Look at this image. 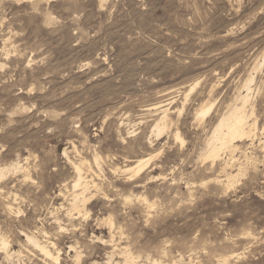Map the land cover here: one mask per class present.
I'll use <instances>...</instances> for the list:
<instances>
[{
  "label": "rangeland",
  "instance_id": "1",
  "mask_svg": "<svg viewBox=\"0 0 264 264\" xmlns=\"http://www.w3.org/2000/svg\"><path fill=\"white\" fill-rule=\"evenodd\" d=\"M3 169L0 264H264V0H0Z\"/></svg>",
  "mask_w": 264,
  "mask_h": 264
},
{
  "label": "bare ground",
  "instance_id": "2",
  "mask_svg": "<svg viewBox=\"0 0 264 264\" xmlns=\"http://www.w3.org/2000/svg\"><path fill=\"white\" fill-rule=\"evenodd\" d=\"M260 69V68H259ZM253 83V82H252ZM192 90V89H191ZM249 93V92H248ZM250 94H251V88H250ZM246 103L247 101V97L244 98ZM243 101V100H242ZM239 105V104H238ZM213 106V105H212ZM238 107V106H237ZM247 107V106H246ZM249 107V106H248ZM212 107H208V108H203L201 109L200 113H199V117L201 118H205L211 111ZM169 120V119H168ZM249 121V120H248ZM251 121V120H250ZM169 124V123H168ZM247 120L246 117L243 113L242 109H233L230 113H228L225 117H223V119L220 121V123L218 124V126L216 127V131L214 134V138L216 139V142L218 144L213 145V148L210 152V157L212 158H217L220 155V152L223 149H227V148H231L233 147V143L237 140V139H241L246 135V127H247ZM249 127V126H248ZM247 127V128H248ZM156 129L158 130V136L161 135V133L163 134V132H165V126L162 127L160 124H158L156 126ZM155 131V130H154ZM256 132V131H255ZM162 136V135H161ZM253 138V136H252ZM245 139V138H244ZM228 151V150H227ZM227 154V152H226ZM222 155V154H221ZM99 156V155H98ZM222 157V156H221ZM248 157V156H247ZM221 161V160H220ZM229 163V162H228ZM252 163V162H251ZM18 164V163H17ZM227 164V163H226ZM14 165V164H13ZM12 165V166H13ZM19 165V164H18ZM20 166V165H19ZM18 167V166H17ZM22 168V166H20ZM137 167L136 170L137 173L140 172L141 170H143L144 168V163L138 162V165L135 166ZM15 169V168H14ZM77 169V173L79 176V179L76 181V183L74 184V188H78V187H82V192L79 195L75 196L74 199V203L72 205L74 210H77L79 208V203H85L87 201V194H89V190H88V186L87 184H83L82 183V178L81 177V172L82 170H80L79 167L76 168ZM133 169V167H132ZM226 169V168H225ZM227 170V169H226ZM19 171V170H18ZM223 171V170H222ZM125 172V171H124ZM243 172V171H241ZM5 173V170H1L0 171V176H3V174ZM132 173V172H131ZM233 175V174H232ZM239 175V174H238ZM134 176V175H133ZM138 177V176H137ZM239 177V176H238ZM229 180V179H228ZM237 181V180H236ZM85 182V180H84ZM89 182V181H88ZM226 182V181H225ZM86 183V182H85ZM229 183V182H228ZM235 183V182H234ZM89 184V183H88ZM96 185H94L95 187ZM89 191V192H88ZM74 192V191H73ZM78 192V191H77ZM75 193V192H74ZM91 193V192H90ZM111 199V198H109ZM130 199V198H129ZM91 200V199H90ZM145 200V199H144ZM130 201V200H129ZM132 201V200H131ZM126 202V201H125ZM145 203V202H143ZM88 204V203H87ZM149 204V203H148ZM150 205V204H149ZM10 209V208H9ZM12 209V208H11ZM13 210V209H12ZM11 212V211H10ZM13 212V211H12ZM83 212V211H82ZM85 214V213H84ZM78 215V214H77ZM77 219V218H76ZM73 221V220H72ZM113 225V224H112ZM111 225V226H112ZM63 232V231H62ZM1 241V240H0ZM29 241L32 242L36 247H38L40 249L39 252H41L42 256H44L46 259L48 260H52L51 263H53V260H55L53 253L51 252V250L49 249L48 246H42L37 240H35L34 238H29ZM49 241V240H47ZM6 243V242H5ZM5 243H3V246L5 247ZM50 244V242L48 243ZM55 245V244H54ZM7 246V245H6ZM37 248V249H38ZM55 248V247H54ZM56 249V248H55ZM7 250H9L7 248ZM56 251V250H54ZM8 253V252H7ZM111 254V253H109ZM114 255V254H113ZM110 256V255H109ZM133 256V255H132ZM113 257V256H112ZM8 258V257H7ZM43 259V258H42ZM135 259V258H134ZM45 260V259H44ZM106 261H108L106 259ZM136 261V260H133ZM50 261H48L49 264ZM57 262V260H56ZM112 262V261H111ZM137 262V261H136ZM118 263V262H117ZM58 264V263H57ZM110 264V263H109ZM116 264V263H115ZM120 264V263H119Z\"/></svg>",
  "mask_w": 264,
  "mask_h": 264
}]
</instances>
